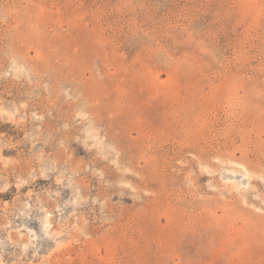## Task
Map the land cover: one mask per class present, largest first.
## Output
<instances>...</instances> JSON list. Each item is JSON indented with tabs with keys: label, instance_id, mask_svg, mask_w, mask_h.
<instances>
[{
	"label": "rangeland",
	"instance_id": "obj_1",
	"mask_svg": "<svg viewBox=\"0 0 264 264\" xmlns=\"http://www.w3.org/2000/svg\"><path fill=\"white\" fill-rule=\"evenodd\" d=\"M0 264H264V0H0Z\"/></svg>",
	"mask_w": 264,
	"mask_h": 264
}]
</instances>
